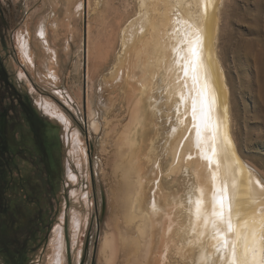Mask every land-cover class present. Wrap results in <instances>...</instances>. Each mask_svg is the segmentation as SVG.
Segmentation results:
<instances>
[{
	"label": "rangeland",
	"instance_id": "1",
	"mask_svg": "<svg viewBox=\"0 0 264 264\" xmlns=\"http://www.w3.org/2000/svg\"><path fill=\"white\" fill-rule=\"evenodd\" d=\"M145 1L0 0V264L197 263L192 234L188 243L161 247L163 213L153 237L140 216L125 213L136 175L144 180V211L162 191V207L167 200L181 225L198 186L188 135L181 144L187 158L179 162L181 150L175 156L185 133L163 73L145 81L161 38L147 32L125 61L123 32L142 11L164 25L157 29L165 54L169 20L181 17L179 7ZM219 8L216 49L233 141L264 183V105L254 96L264 76V0H221ZM144 83L152 99L143 105Z\"/></svg>",
	"mask_w": 264,
	"mask_h": 264
},
{
	"label": "bare ground",
	"instance_id": "2",
	"mask_svg": "<svg viewBox=\"0 0 264 264\" xmlns=\"http://www.w3.org/2000/svg\"><path fill=\"white\" fill-rule=\"evenodd\" d=\"M162 1H164L163 3L165 5L167 4L170 6V4H172L176 8L179 7L182 13L181 19L171 18L173 22L169 20V22L172 23V32L171 35L168 34L166 36L170 41L168 42L166 39L168 43L167 56H165L166 54L164 52L165 47L161 45V41L164 39L161 34L164 32L162 33V28L157 29V27L162 26V24L160 25L159 22L155 25L152 24L148 20L149 10L147 12L144 10L142 11L143 13H141L137 26H132L131 23L123 32L122 44L125 53L124 57L127 62L133 46L136 45L135 40H137V43H140L143 41L142 39L147 32L153 31L155 32V38H161L156 44L158 46L157 53L159 56L157 55L156 58H154L156 62L155 70H153L154 74H152V72H149L151 74H146L148 78H146L145 81L148 79H150V83L151 81H157L161 71L165 77L163 78L165 83L168 84L167 95L170 96L168 97L169 101L173 104L177 103L179 106L178 113L183 127L181 132L185 134L181 136V134L178 133L181 139L180 141L178 140L179 143L176 148L175 156L177 157L178 152L181 150L179 162L182 158L183 161L187 158L188 154H186V149H183L184 146L181 148V144L188 135V142L192 143L197 153V161L194 162L195 165L197 164V168H194L198 182V186L196 187V198H193V202L191 201V207L188 209L190 212L186 211L187 222L185 223L183 221V225L178 223V215L176 214L175 216L173 214V209L169 203L166 202L167 200H165L166 207H162V191L158 192L159 196H156L152 207H148V210L144 211L143 203L141 202V199H143L145 195L142 190L144 180H140L139 176L136 175L137 177L135 178L137 180H135V182L130 184L129 181V185L133 188L134 196L131 203H128V210L125 211V213H128L126 216L129 220L135 219L136 217L133 211L136 215L140 216L146 228V235L150 232L152 237V230L155 228L156 222L158 224V221L161 219L160 213H163L165 221H163V225L165 228L164 226L162 227L165 231L162 229V232L164 231V236H162V239L160 238L161 247H164L165 244V248L168 249L170 246H176L179 242L183 244L188 241V235L192 234L193 236L191 238L194 239L191 241L190 246L193 247L196 245L195 247L198 248L196 264H232L231 246L236 242L237 233L241 236L246 235L248 237V245L250 248L252 247L251 233L253 230L256 231V239L259 240L261 224L264 223V190L256 186V181L263 182L259 176L254 174L246 163L244 164L241 160L237 153L238 150L236 151L232 137L231 112L229 109L231 95L216 49L219 35V7L221 0H194V10L190 8L188 0ZM147 5L148 2L143 0L142 7H147ZM158 11H160V9ZM153 26L154 28H152ZM42 32L40 31V33ZM153 32L151 34H153ZM193 48L196 50L195 55H193ZM126 62H120V67H124L122 65ZM142 62L143 66L149 64V61L145 58ZM261 72H264V68ZM124 82L126 83L125 80ZM145 84L146 83L141 85L143 89L141 93H139L140 95L137 100L138 104L144 105L150 103L152 99L149 95V85L147 86ZM260 86L262 89L254 90V96L258 103H263L264 105V76ZM131 89L134 88L131 87ZM152 106L154 105L152 104ZM193 107H195L194 114ZM175 136L176 135H174V137ZM172 142L174 143V141ZM249 181L252 183L250 184ZM225 187H227V200L225 201L224 219L221 220L214 213H219L220 211L217 200ZM228 204H231L232 208L230 219L233 225V232L231 233L227 230V223L229 220V213L227 211ZM178 212L180 213V211ZM188 212L190 213L189 216ZM188 219L190 222L189 230ZM245 222H247V228L245 227ZM167 237L169 238L167 239ZM222 238L228 240L227 246L224 245ZM186 247L188 250V245ZM255 248V256L252 251L247 252L246 256L244 241L241 240L238 242L236 244L237 261L241 262V264H245L246 259V264H258V261L262 258L264 244L258 243L255 245ZM185 249L186 248L178 251L177 254H179L180 258H185ZM58 261L61 263V258H59Z\"/></svg>",
	"mask_w": 264,
	"mask_h": 264
},
{
	"label": "snow or ice",
	"instance_id": "3",
	"mask_svg": "<svg viewBox=\"0 0 264 264\" xmlns=\"http://www.w3.org/2000/svg\"><path fill=\"white\" fill-rule=\"evenodd\" d=\"M199 39V38H197ZM193 51V55L196 54V50L195 48L192 49ZM195 113V107H193V114ZM249 183L251 184L252 182L249 181ZM256 186L259 187L261 190H264V183H261L260 181H256ZM227 200V187H225L223 189V191L221 192L218 200H217V203L219 204V207H220V211L219 213H214L215 215H217L221 220L224 219V210H225V201ZM227 211L229 213V220H228V223H227V230L229 233L233 232V225L231 223V212H232V208H231V204H228L227 205ZM245 227L247 228L248 225H247V222H245ZM252 247L250 248L249 245H248V237L245 235V236H241L239 233L236 234V242H234L232 244V264H241V262L237 261L236 259V244L238 242H240L241 240L244 241L245 243V254L247 256V252L249 251H252L253 252V255L255 256L256 254V248H255V245L260 243V244H264V223L261 224V232H260V237H259V240L256 239V231L253 230L252 233ZM223 239V238H222ZM223 243L225 246L228 245V240L227 239H223ZM245 264H246V259H245ZM258 264H264V257H262L259 261H258Z\"/></svg>",
	"mask_w": 264,
	"mask_h": 264
},
{
	"label": "flooded vegetation",
	"instance_id": "4",
	"mask_svg": "<svg viewBox=\"0 0 264 264\" xmlns=\"http://www.w3.org/2000/svg\"><path fill=\"white\" fill-rule=\"evenodd\" d=\"M5 156V155H4ZM1 166H3L4 167V164L3 165H0V187H1V185H3V180H2V177H3V167H1ZM10 237H11V235H10Z\"/></svg>",
	"mask_w": 264,
	"mask_h": 264
}]
</instances>
